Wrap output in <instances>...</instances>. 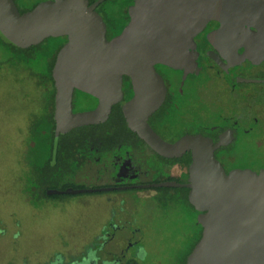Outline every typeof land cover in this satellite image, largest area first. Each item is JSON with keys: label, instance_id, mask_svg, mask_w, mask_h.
Returning <instances> with one entry per match:
<instances>
[{"label": "flooded vegetation", "instance_id": "flooded-vegetation-1", "mask_svg": "<svg viewBox=\"0 0 264 264\" xmlns=\"http://www.w3.org/2000/svg\"><path fill=\"white\" fill-rule=\"evenodd\" d=\"M89 1L94 4L98 0ZM133 1L128 5V21L120 27L116 26L114 14L126 0H107L97 7L109 41L128 25ZM222 29L219 21H211L195 37L198 63L189 69L156 66L166 97L148 124L170 144L185 136L210 139L216 147L215 157L227 174L238 169L260 172L264 169V62L256 65L241 61L239 57L246 48L236 37L223 34ZM55 40L61 42L50 73L54 97L46 117V134L53 136V142L47 146L51 153L46 165L34 169L33 180H40L48 197L86 196L93 198L101 210L98 233L80 255L58 253L43 264H146V234L158 225L183 230L184 249L168 264H186L203 234L198 223L200 213L189 202L192 154L163 157L129 128L123 108L135 95L130 77H123V97L113 106L108 119L61 136L54 160L53 69L67 38ZM98 106L95 97L75 92L74 113L93 111ZM68 189L91 192L48 195L51 190Z\"/></svg>", "mask_w": 264, "mask_h": 264}, {"label": "water", "instance_id": "water-1", "mask_svg": "<svg viewBox=\"0 0 264 264\" xmlns=\"http://www.w3.org/2000/svg\"><path fill=\"white\" fill-rule=\"evenodd\" d=\"M89 0H47L21 12L15 0H0V40L28 50L49 39L67 38L53 69L56 123L54 160L61 136L105 122L123 97V77L135 95L123 108L129 128L166 158L192 154L189 202L199 212L202 238L186 264H264V169L229 174L203 136L164 141L148 120L163 104L166 88L156 66L185 71L198 63L195 37L211 21L246 48L239 57L264 62V0H134L130 21L109 41L103 18ZM99 100L89 112L74 113L76 91ZM91 190H51L48 195H78Z\"/></svg>", "mask_w": 264, "mask_h": 264}, {"label": "rangeland", "instance_id": "rangeland-1", "mask_svg": "<svg viewBox=\"0 0 264 264\" xmlns=\"http://www.w3.org/2000/svg\"><path fill=\"white\" fill-rule=\"evenodd\" d=\"M44 1L17 3L26 11ZM131 1L115 10L116 26L128 21ZM60 42L49 39L26 54L0 44V264H43L58 253L78 256L98 233L101 209L93 198L48 197L40 180H33L34 169L51 153L46 117ZM154 227L145 238L146 264H168L184 249V232L174 225Z\"/></svg>", "mask_w": 264, "mask_h": 264}, {"label": "trees", "instance_id": "trees-1", "mask_svg": "<svg viewBox=\"0 0 264 264\" xmlns=\"http://www.w3.org/2000/svg\"><path fill=\"white\" fill-rule=\"evenodd\" d=\"M34 7H35V6H34ZM34 7H33V8H34ZM33 8H31V9H33ZM31 9H29V10H31ZM26 11H28V10H26ZM26 11L21 10L22 13H24V12H26ZM53 40H55V39H53ZM0 44H3V45H5L6 47H8L10 50L15 51V52H17V53H21V54L29 53V52L34 51V50H36V49H38V48L40 47V46H37V47H33V48H31V49H28V50H20V49L13 48V47H11V46H7V45L4 44L1 40H0ZM46 121H47V120H46ZM47 140H48V143H50V144L52 145V142H53V136L49 135ZM45 165H46V164H45ZM45 165H43V166H45ZM45 169H46V168H45ZM45 169H43V170H45Z\"/></svg>", "mask_w": 264, "mask_h": 264}]
</instances>
